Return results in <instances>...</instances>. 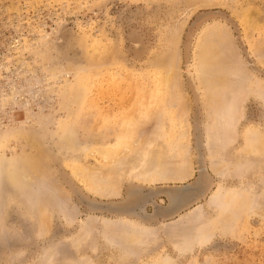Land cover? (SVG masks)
Listing matches in <instances>:
<instances>
[{
	"label": "rangeland",
	"instance_id": "rangeland-1",
	"mask_svg": "<svg viewBox=\"0 0 264 264\" xmlns=\"http://www.w3.org/2000/svg\"><path fill=\"white\" fill-rule=\"evenodd\" d=\"M0 264H264V0H0Z\"/></svg>",
	"mask_w": 264,
	"mask_h": 264
},
{
	"label": "bare ground",
	"instance_id": "bare-ground-1",
	"mask_svg": "<svg viewBox=\"0 0 264 264\" xmlns=\"http://www.w3.org/2000/svg\"><path fill=\"white\" fill-rule=\"evenodd\" d=\"M157 174H158V173H157ZM157 174H156V175H157ZM158 175H161V174L159 173ZM162 177L164 178L165 176H162ZM162 177H161V178H162ZM176 177H177V176H176ZM163 178H162V179H163Z\"/></svg>",
	"mask_w": 264,
	"mask_h": 264
}]
</instances>
